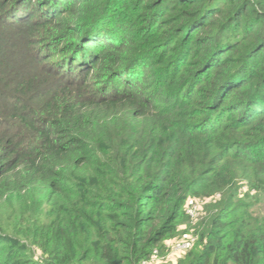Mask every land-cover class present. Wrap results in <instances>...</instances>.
Segmentation results:
<instances>
[{
  "label": "trees",
  "instance_id": "obj_1",
  "mask_svg": "<svg viewBox=\"0 0 264 264\" xmlns=\"http://www.w3.org/2000/svg\"><path fill=\"white\" fill-rule=\"evenodd\" d=\"M240 180L264 195V0H0V264H143L227 191L178 264H264Z\"/></svg>",
  "mask_w": 264,
  "mask_h": 264
},
{
  "label": "rangeland",
  "instance_id": "obj_2",
  "mask_svg": "<svg viewBox=\"0 0 264 264\" xmlns=\"http://www.w3.org/2000/svg\"><path fill=\"white\" fill-rule=\"evenodd\" d=\"M238 185L240 187L238 191V199L237 204L247 200L248 204L251 205L250 212L254 216L264 217V195L261 193H257L255 190L250 189L249 186L245 184L242 180L238 181ZM229 191L225 192V194H216L213 197L206 198H191L187 200L184 209H186V213L189 217V222L187 224L181 225L179 228L178 235L168 240L165 244V251L163 254L155 253L154 256L147 261V264H178L180 258L184 255H187L189 252L196 249L199 246L200 241V226L202 223L207 221V219L211 216V213L214 208H216L219 203H221L227 196ZM249 197V198H246ZM246 198V199H245ZM193 215H192V214ZM5 220V219H4ZM3 220V221H4ZM192 239V247L190 249L182 250V248H178L179 241H188ZM178 248V249H177ZM36 258H41V253L36 252Z\"/></svg>",
  "mask_w": 264,
  "mask_h": 264
},
{
  "label": "built area",
  "instance_id": "obj_3",
  "mask_svg": "<svg viewBox=\"0 0 264 264\" xmlns=\"http://www.w3.org/2000/svg\"><path fill=\"white\" fill-rule=\"evenodd\" d=\"M192 214V213H191ZM193 215V214H192ZM179 244L177 245L178 246V248H182V250H188V249H190L191 247H192V243H194V242H192V239H189L188 241H179L178 242ZM177 248V249H178ZM143 264H147L146 262H144Z\"/></svg>",
  "mask_w": 264,
  "mask_h": 264
}]
</instances>
